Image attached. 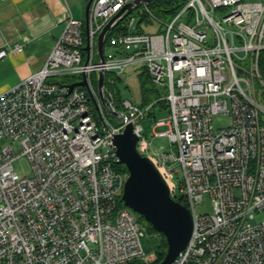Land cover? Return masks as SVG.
<instances>
[{"label": "built area", "instance_id": "obj_1", "mask_svg": "<svg viewBox=\"0 0 264 264\" xmlns=\"http://www.w3.org/2000/svg\"><path fill=\"white\" fill-rule=\"evenodd\" d=\"M136 1L94 0L86 30L69 13L43 68L0 94V140L22 146H0V264L150 263L145 232L122 201L128 174L117 170L114 141L128 124L138 152L192 212L191 239L173 264H264V0H186L170 21L135 6L112 25L101 60L100 33ZM137 9L149 18L142 32ZM23 50L6 44L0 59ZM138 65L167 92L166 119L153 126H168L154 134L169 140L162 153L143 126L154 104L119 101L111 88ZM99 73L113 75L103 101ZM84 76L98 109L86 87L70 92ZM219 114L229 125L216 129ZM22 156L30 176L14 170ZM205 195L213 214L196 211Z\"/></svg>", "mask_w": 264, "mask_h": 264}, {"label": "water", "instance_id": "obj_2", "mask_svg": "<svg viewBox=\"0 0 264 264\" xmlns=\"http://www.w3.org/2000/svg\"><path fill=\"white\" fill-rule=\"evenodd\" d=\"M94 0H89L86 8V24L89 25L90 8ZM155 0H137L124 8L112 21L107 24L98 37V54L104 60L105 38L115 21L132 13L134 7L144 3H152ZM90 40L87 38V62L90 59ZM105 76L99 73L98 95L103 101ZM86 87L89 90L92 101L98 109V102L93 92L89 89L86 77L81 82L69 85L70 92L75 87ZM139 139L134 134L133 126L128 124L122 134L117 135L114 145L120 159V165H124L128 177L124 185L122 195L123 203L132 211L143 217L152 228L163 235L167 242V254L159 264H173L179 254L187 247L193 232V216L191 210L171 196L169 186L162 177L155 164L137 150Z\"/></svg>", "mask_w": 264, "mask_h": 264}, {"label": "crops", "instance_id": "obj_3", "mask_svg": "<svg viewBox=\"0 0 264 264\" xmlns=\"http://www.w3.org/2000/svg\"><path fill=\"white\" fill-rule=\"evenodd\" d=\"M89 0H0V50L22 44L21 53L0 59V94L43 68L61 37L68 14L83 21Z\"/></svg>", "mask_w": 264, "mask_h": 264}, {"label": "rangeland", "instance_id": "obj_4", "mask_svg": "<svg viewBox=\"0 0 264 264\" xmlns=\"http://www.w3.org/2000/svg\"><path fill=\"white\" fill-rule=\"evenodd\" d=\"M138 10H135V16H136V23L135 26L137 27V23L140 21V18L136 15L138 13ZM154 11V9H153ZM160 26L156 24L154 27H151L149 29L150 32L156 33L159 32ZM148 31V29H147ZM108 51H110V48H107ZM95 61L98 60V58L94 59ZM142 72V68L140 65L130 67L127 71L124 77H122V80L119 82H116V87L119 91L120 96L123 99H129L132 102L136 103L139 106H143L145 104L144 100V94L141 86V79H140V73ZM167 98V92L164 89V87L158 85L154 86V90L150 91L149 99L152 101L151 103L154 104L158 100H165ZM157 99V100H156ZM153 110L156 112L157 117H147L143 121V126L145 129V137L146 140L151 143V149L156 153H162L169 149V140L167 137H155V132L161 133L168 130V126L164 127H157L156 130H153V126L156 124V120H162L166 119V114L160 113V104H157L155 107H153ZM106 115H109V112L106 111ZM213 124L216 129L224 128L229 125V115L219 114L214 116L213 118ZM0 146L6 147V146H12L15 150L21 151L22 146L20 142L13 143L10 139H2L0 140ZM14 170L17 172L20 176H30L31 170L30 165L25 156L20 157L14 162ZM196 211L199 214H213V201L210 196L205 195L203 200L199 202L196 205ZM136 216H140L136 213ZM257 220L262 221L264 220V212L257 215ZM148 222L142 223L141 227L145 232V236L142 238V247L147 255V262H152L156 257V252L159 249L160 246V235H158L156 232H151L148 230ZM146 263V262H144Z\"/></svg>", "mask_w": 264, "mask_h": 264}, {"label": "trees", "instance_id": "obj_5", "mask_svg": "<svg viewBox=\"0 0 264 264\" xmlns=\"http://www.w3.org/2000/svg\"><path fill=\"white\" fill-rule=\"evenodd\" d=\"M186 0H155L152 3L148 4L149 8L152 10V12H154V14L158 17L161 18L165 21H170L175 14L178 12V10L185 4ZM154 9V11H153ZM144 23H149V18L147 15H143L142 18H140V21L137 23V28L138 31H144L143 30V24ZM115 33V31L113 32ZM109 38V37H108ZM261 70L262 73L264 75V52L262 53V58H261ZM113 75H109L107 74L105 77V83L107 84V80L108 78L112 77ZM113 78L115 79V83L112 85V89H115L116 91V97L119 101H121L123 98L120 96L119 91L116 87V82H119L122 80V77H117V76H113ZM140 79H141V86H142V90H143V94H144V100H145V104L143 105V107L149 106L150 104H152L149 99V94L151 90H154V83L152 82L148 72L143 69L142 72L140 73ZM69 82L68 79H62L60 80V83H66ZM157 100V99H156ZM157 104H160V113L166 114L168 112V104L166 100H158L156 103H154L153 107H155ZM93 109H94V104H92ZM148 117H153L156 118L157 114L156 112L152 109L148 115ZM117 170L124 173V174H128L127 169L125 168L124 165H118L117 166ZM179 201H181L182 203L186 204V201H184V199L182 197L178 198ZM138 221L140 223V225L142 223H146V220L141 217L138 216ZM148 224V230L151 232H156L152 226ZM158 235H160V246L159 249L156 252V257L155 259L150 262V263H144L141 261H136L133 262L131 264H159L161 263L166 254H167V242L166 239L164 238L163 235L159 234L158 232H156Z\"/></svg>", "mask_w": 264, "mask_h": 264}]
</instances>
